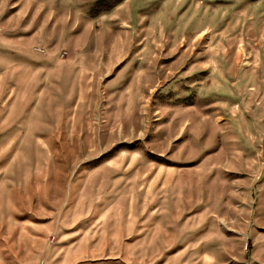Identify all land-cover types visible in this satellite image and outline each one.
I'll list each match as a JSON object with an SVG mask.
<instances>
[{
    "label": "rangeland",
    "instance_id": "obj_1",
    "mask_svg": "<svg viewBox=\"0 0 264 264\" xmlns=\"http://www.w3.org/2000/svg\"><path fill=\"white\" fill-rule=\"evenodd\" d=\"M8 9L0 264H264V0Z\"/></svg>",
    "mask_w": 264,
    "mask_h": 264
},
{
    "label": "crops",
    "instance_id": "obj_2",
    "mask_svg": "<svg viewBox=\"0 0 264 264\" xmlns=\"http://www.w3.org/2000/svg\"><path fill=\"white\" fill-rule=\"evenodd\" d=\"M10 1L12 0H0V12H3L0 13V39H18L19 37V15L18 11L9 12ZM47 20H50L49 17L44 16V22Z\"/></svg>",
    "mask_w": 264,
    "mask_h": 264
}]
</instances>
